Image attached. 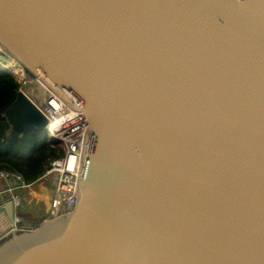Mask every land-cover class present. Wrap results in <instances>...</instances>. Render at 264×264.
Masks as SVG:
<instances>
[{
    "label": "water",
    "instance_id": "95a60500",
    "mask_svg": "<svg viewBox=\"0 0 264 264\" xmlns=\"http://www.w3.org/2000/svg\"><path fill=\"white\" fill-rule=\"evenodd\" d=\"M0 48L88 124L70 212L0 197V264H264V0H0Z\"/></svg>",
    "mask_w": 264,
    "mask_h": 264
},
{
    "label": "built area",
    "instance_id": "2783aa9c",
    "mask_svg": "<svg viewBox=\"0 0 264 264\" xmlns=\"http://www.w3.org/2000/svg\"><path fill=\"white\" fill-rule=\"evenodd\" d=\"M0 68L7 71L18 83L17 91L27 96L46 117L45 132L47 141L53 146H58L60 153L49 160L44 171L37 179L51 178L49 194V214L62 215L72 210L76 200V179L83 143L84 131L88 124L81 111L70 109L53 91L45 90L39 93L42 86L29 76L23 67L7 53L0 51ZM11 64V67L7 66ZM32 83L36 86L39 95H33L26 89ZM0 180L5 183L2 193H10L15 210L19 208L17 191H24L31 183H26L21 174L5 167H0ZM3 234V233H2ZM1 234V235H2ZM0 235V237H1Z\"/></svg>",
    "mask_w": 264,
    "mask_h": 264
},
{
    "label": "trees",
    "instance_id": "16d2710c",
    "mask_svg": "<svg viewBox=\"0 0 264 264\" xmlns=\"http://www.w3.org/2000/svg\"><path fill=\"white\" fill-rule=\"evenodd\" d=\"M17 88L14 77L0 68V167L21 174L26 183H31L60 150L47 141L45 130L27 129L21 134L11 131L5 113L16 98Z\"/></svg>",
    "mask_w": 264,
    "mask_h": 264
},
{
    "label": "rangeland",
    "instance_id": "374dc122",
    "mask_svg": "<svg viewBox=\"0 0 264 264\" xmlns=\"http://www.w3.org/2000/svg\"><path fill=\"white\" fill-rule=\"evenodd\" d=\"M3 57L0 56V60ZM8 64V63H7ZM26 89L33 95H39L36 86L32 83L26 85ZM59 151L58 146H56ZM57 151V152H58ZM51 178L46 177L35 181L28 189L17 191L19 198V209L24 215H32L34 223L40 222L43 219H49L52 216L49 214V194L51 188ZM25 218H28L27 216Z\"/></svg>",
    "mask_w": 264,
    "mask_h": 264
},
{
    "label": "crops",
    "instance_id": "0c3cea01",
    "mask_svg": "<svg viewBox=\"0 0 264 264\" xmlns=\"http://www.w3.org/2000/svg\"><path fill=\"white\" fill-rule=\"evenodd\" d=\"M5 183H3V181H1L0 180V191H2L3 189H5ZM23 192H25V190L23 191ZM16 193H18V192H16ZM4 195H8V196H10V193H2V194H0V197L1 196H4ZM19 213H20V211H18ZM24 214L22 213V216H23ZM26 215V214H25ZM28 215V214H27ZM32 215H28V218H24L25 220H29V221H33V219H32V217H31ZM34 222V221H33ZM10 228V224L8 223V221H7V219H6V217H5V215L2 213V214H0V235L2 234V233H4V232H6V231H8V229Z\"/></svg>",
    "mask_w": 264,
    "mask_h": 264
},
{
    "label": "bare ground",
    "instance_id": "6f19581e",
    "mask_svg": "<svg viewBox=\"0 0 264 264\" xmlns=\"http://www.w3.org/2000/svg\"><path fill=\"white\" fill-rule=\"evenodd\" d=\"M1 49V48H0ZM7 66L11 67V64L8 63ZM35 79L40 83V85L42 86L41 88H39V93L41 95H43L44 91L43 89H48L50 90L37 76L35 77ZM51 91V90H50Z\"/></svg>",
    "mask_w": 264,
    "mask_h": 264
},
{
    "label": "flooded vegetation",
    "instance_id": "af4514ba",
    "mask_svg": "<svg viewBox=\"0 0 264 264\" xmlns=\"http://www.w3.org/2000/svg\"><path fill=\"white\" fill-rule=\"evenodd\" d=\"M29 219V218H28ZM27 221H29V220H27ZM30 222H33V221H30ZM34 223V222H33Z\"/></svg>",
    "mask_w": 264,
    "mask_h": 264
}]
</instances>
